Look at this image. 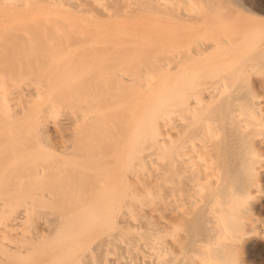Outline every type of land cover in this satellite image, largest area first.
<instances>
[{"label":"bare ground","instance_id":"obj_1","mask_svg":"<svg viewBox=\"0 0 264 264\" xmlns=\"http://www.w3.org/2000/svg\"><path fill=\"white\" fill-rule=\"evenodd\" d=\"M246 3L0 0V264H264Z\"/></svg>","mask_w":264,"mask_h":264},{"label":"rangeland","instance_id":"obj_2","mask_svg":"<svg viewBox=\"0 0 264 264\" xmlns=\"http://www.w3.org/2000/svg\"><path fill=\"white\" fill-rule=\"evenodd\" d=\"M243 2H248L246 4H251L252 10L257 12L258 14L264 16V0H240ZM264 187V185H263ZM258 213H260V215H264V208L263 206H259L258 208ZM255 241L252 242L250 244V249H253V247L255 246Z\"/></svg>","mask_w":264,"mask_h":264}]
</instances>
